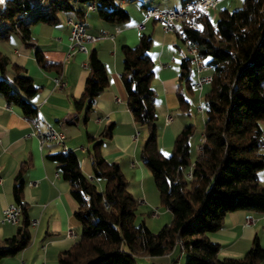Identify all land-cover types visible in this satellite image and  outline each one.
Instances as JSON below:
<instances>
[{
	"label": "trees",
	"instance_id": "1",
	"mask_svg": "<svg viewBox=\"0 0 264 264\" xmlns=\"http://www.w3.org/2000/svg\"><path fill=\"white\" fill-rule=\"evenodd\" d=\"M46 0H41L45 2ZM49 11L33 16L30 0H9L0 6V40L19 32L25 45L34 47L31 27L36 22L56 23L59 12H75L83 21L85 9L74 3H94L98 16L113 24L130 19L129 12L117 0H48ZM28 14L25 15L24 12ZM194 26L184 32L197 44L199 54L212 67V80L203 95L205 124L200 151L191 160L190 138L193 124L186 125L175 137L170 154L158 146L156 100L152 86L155 74L150 55L152 36L142 34L135 46L122 47V79L127 90V106L140 129L147 132L139 156L149 167L159 191L161 204L171 210L173 219L158 232L144 221L136 223L139 201L128 188V179L118 162H108L101 146L113 134L114 122H108L92 142L88 158L93 179L104 178L100 190L86 175L77 154L62 149L47 154L55 161L70 193L77 202L74 217L80 225L75 244L59 254L57 264H139L138 256L163 255L178 241L187 252L185 264H260L264 246L255 236L242 257L220 258V244L209 233L222 227L228 212L247 210L264 212V185L258 172L264 168V0H243L235 9L224 8L212 20L200 11L192 17ZM35 58L45 71H62V64L49 60L37 49ZM89 73L81 97L74 98L77 110L85 108L89 120L96 98L108 86V73L95 49L88 54ZM10 60L0 48V94L17 105L28 118L37 116L31 99L39 86L25 69L13 63V79L6 76ZM194 69L189 57L181 63L179 85L192 92ZM181 110L188 111L189 100L177 92ZM72 119H69L70 122ZM23 168L15 178L13 193L21 207V216L13 235L0 239V260L24 249L32 239L31 220L22 201ZM88 195V199L85 196Z\"/></svg>",
	"mask_w": 264,
	"mask_h": 264
},
{
	"label": "crops",
	"instance_id": "2",
	"mask_svg": "<svg viewBox=\"0 0 264 264\" xmlns=\"http://www.w3.org/2000/svg\"><path fill=\"white\" fill-rule=\"evenodd\" d=\"M117 1L130 14V19L122 24H113L101 19L96 10L88 8V3H74L76 8L85 9L83 21L90 33L100 34L105 30L113 33V37L98 39L88 45L89 50L97 51L98 57L106 66L108 86L96 98L87 123L84 122L85 108L77 110L73 102L74 98L82 96L89 73V51L70 54V28L65 18L72 16L77 19L75 12H59L57 21L53 24L36 22L31 27L34 47L25 45L17 31L12 32L7 40H0V48L10 60L6 76L9 79L14 78L12 64L15 63L22 66L39 86L37 94L31 99L38 108L34 118L25 116L20 107L8 103L0 94V239L13 235L17 228L18 223L12 224L4 220V210L9 204L16 203L13 186L22 168V201L27 206L32 231L30 243L17 254L2 258L0 264H57L60 252L76 243L80 231V225L74 217L77 202L71 196L69 182L63 178L56 162L50 160L47 154L62 150L66 146V149L77 154L83 172L93 179L88 158V149L92 142L89 141L88 134L97 136L108 122L113 121L115 124L112 136L101 146L102 156L108 162L119 163L128 179L129 190L141 205L153 209L158 204L159 191L152 172L139 156L147 132L140 129L134 121L127 106L128 95L122 79V47L137 45L142 34L152 36L150 55L155 69L152 86L157 93L156 124L159 149L166 155L170 154L176 135L186 125L195 124L194 116L197 120L200 119L197 129L198 142L191 140L193 134L190 138V152L192 144L196 156L200 151L205 124L204 109L196 110L201 115H193L190 101L189 110H181L177 94L178 91L183 92L179 85V76L182 60L188 57L187 51L178 35L165 31L156 20L148 19L144 28L138 27L148 8L178 9L186 0ZM230 3L231 0H218L214 8H209L207 11L212 20H216L213 13L217 18L218 12L224 8L229 9ZM32 13L33 11H30L29 15ZM37 49L49 60L61 63L62 71L57 74L55 71L42 69L35 58ZM209 69L207 72L212 74ZM58 76L65 82L64 86L56 85L54 79ZM196 90L193 88L192 92ZM185 97L187 98L186 94ZM37 118L42 125L49 123L64 132L63 144L56 141L41 143L35 133ZM69 119L72 120L68 122ZM260 126L264 130V120L260 121ZM85 131L89 146L85 145ZM80 148L81 152H86L87 160L83 163L77 153ZM258 175L264 185V168L259 170ZM33 181L36 182L35 185H31ZM168 211L171 210L162 211V214H168ZM248 216L251 220H248ZM69 230H73L75 235L70 236ZM255 236H258L260 244L264 246V212L243 209L228 212L222 227L209 233V237L220 244V258L242 257L252 246ZM183 252L185 251L180 244H176L166 254L143 255L139 258L144 264H185L187 256ZM260 264H264V261Z\"/></svg>",
	"mask_w": 264,
	"mask_h": 264
},
{
	"label": "built area",
	"instance_id": "3",
	"mask_svg": "<svg viewBox=\"0 0 264 264\" xmlns=\"http://www.w3.org/2000/svg\"><path fill=\"white\" fill-rule=\"evenodd\" d=\"M7 0H0L1 8L5 7ZM218 0H186L182 6L178 9H159V8H148L145 13V18L138 24L139 28L145 27V21L148 19L156 20L161 24L163 29L168 32H173L178 35V37L184 42L186 46V51L190 59V63L194 69V78L192 80V87L196 89H202L205 84H209L212 80V74L208 73L207 70L210 67L205 59L199 54L197 44L184 32L185 26H194L193 15L199 13L200 11L208 10L209 8H214ZM89 9L96 10L94 3L88 5ZM25 15L28 14L27 11L24 12ZM66 23L70 28V43L71 50L70 54L76 51H89V44L102 38L113 37V33L109 30H105L100 34L90 33L84 21L75 19L72 16H67L65 18ZM119 30V28H117ZM56 85L64 86L65 82L58 76L55 79ZM199 110H203L202 107ZM170 119V117L168 118ZM35 133L39 136L40 142H50L56 141L63 144L65 134L64 132L57 130L51 124L46 123L42 125L40 119H36V131ZM64 146V145H63ZM66 150V146H64ZM36 182H31V185H35ZM88 199V195L85 196ZM21 216V207L17 203L9 204L4 210V220L17 224ZM248 220L251 217L248 216ZM68 234L70 236L75 235L73 230H69ZM176 244H180L182 249L184 248L183 243L178 241Z\"/></svg>",
	"mask_w": 264,
	"mask_h": 264
},
{
	"label": "rangeland",
	"instance_id": "4",
	"mask_svg": "<svg viewBox=\"0 0 264 264\" xmlns=\"http://www.w3.org/2000/svg\"><path fill=\"white\" fill-rule=\"evenodd\" d=\"M40 1L41 0H30L31 5L34 7L33 8V13L31 14V16H33L37 11H42L43 13H48V11H49V6H48L49 1L48 0H46L45 2H40ZM242 2H243V0H231L229 9L232 10V9L240 7L242 5ZM212 15H213V18L216 19L214 13ZM180 41H181L182 45L184 46V48L186 50V46H185L184 42L181 39H180ZM209 71L212 72V67L209 69ZM208 89H209V84H205L203 90L197 89L194 92H188L187 90L183 89L184 95L186 94L189 102L190 101L192 102L193 115H195V114L198 115V116L201 115L200 113H197L198 111H196V110H198L199 109L198 107H200V106L204 108L203 95ZM193 120H194V122L196 124V128H195V133L192 136L191 140H194L197 143L198 142L197 129H198V123L200 122V119L197 120L193 116ZM196 120H197V122H196ZM195 124H193L194 127H195ZM144 132H145V130H144ZM84 140H85V145L89 146L90 143H89V141L87 139L86 131H85V135H84ZM193 145L194 144H192V148H191V160L192 161H193V159L196 156V154L194 152V146ZM77 153H78L82 163L85 160H87L86 159L87 158L86 157V152L85 151L81 152V148L77 151ZM95 183L97 184L98 188L100 190H102L103 187H104V184H105V180H104V178H95ZM167 210H168L167 207H165L164 205L161 204L160 195H159V202H158V204H156V207L153 208V209L152 208H148L147 206L141 205L139 203L138 204V209H137V212H136V223H140L141 221H144L146 223V225L153 232H158L161 229V227L166 224V222L171 223V221L173 219V215H172L171 211H168V214H166V213L162 214V211H167ZM169 223H167V224H169ZM183 254L185 256H188L187 252H183ZM137 260H138L139 264H144L143 260H141L139 258V256L137 257Z\"/></svg>",
	"mask_w": 264,
	"mask_h": 264
},
{
	"label": "clouds",
	"instance_id": "5",
	"mask_svg": "<svg viewBox=\"0 0 264 264\" xmlns=\"http://www.w3.org/2000/svg\"><path fill=\"white\" fill-rule=\"evenodd\" d=\"M7 1H9V0H7ZM7 1H6V2H7Z\"/></svg>",
	"mask_w": 264,
	"mask_h": 264
},
{
	"label": "bare ground",
	"instance_id": "6",
	"mask_svg": "<svg viewBox=\"0 0 264 264\" xmlns=\"http://www.w3.org/2000/svg\"><path fill=\"white\" fill-rule=\"evenodd\" d=\"M5 1V0H4Z\"/></svg>",
	"mask_w": 264,
	"mask_h": 264
}]
</instances>
